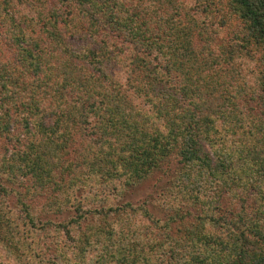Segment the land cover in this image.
Wrapping results in <instances>:
<instances>
[{"label":"trees","instance_id":"1","mask_svg":"<svg viewBox=\"0 0 264 264\" xmlns=\"http://www.w3.org/2000/svg\"><path fill=\"white\" fill-rule=\"evenodd\" d=\"M62 2L79 8L62 16L54 11L41 13L28 26L51 24L39 31L48 47H40L36 56H44L50 65L63 63L57 70L62 69L67 87L61 91L48 84L39 101L37 89L26 108L37 112L44 103L57 107L66 131L70 117L79 131L88 125L92 133L78 162L69 166L74 173L69 167L64 172L62 183H69L71 190L61 183L51 186L43 171L49 169L48 159L41 169L29 163L25 169L43 171L35 177L41 179L40 188H50L48 207L73 214L68 223L56 226L70 241L72 256L81 264H110L112 259L115 264H160L162 255L166 264H264V117L257 125L248 120L251 108H240L254 103L264 106V0ZM59 18L65 20L60 30L59 22L52 21ZM86 23L87 29H81ZM222 32L229 36L221 37ZM83 36L93 40L94 48L73 46L71 39ZM245 59L256 62L251 74L241 70ZM121 67L127 71L124 81L118 76ZM48 149L41 144L38 152L33 151L35 165ZM174 164L181 166L174 182L179 190L173 194L178 204L158 200L169 212L166 221L156 219L146 207L151 201L119 205L106 191L137 190L154 175L167 176ZM89 181L94 184L83 203L78 193ZM99 193L102 196L97 198ZM249 196L261 202L260 216L254 220L242 206ZM203 204L209 206L207 215L188 210ZM230 206L235 207L228 214ZM133 214L154 227L159 256L134 249L142 237L128 230L131 222L126 219ZM214 214L222 215L216 221L219 227L205 235L206 221L212 222ZM193 220L200 223L198 232L187 223ZM172 224L185 227L190 238H184L194 242L186 255L182 247L188 240L175 242L162 232ZM28 227L7 219L1 222L0 245H6L8 252L0 253V260L6 259L0 264L34 257ZM125 236L136 244L128 247ZM143 242L152 247L148 238Z\"/></svg>","mask_w":264,"mask_h":264},{"label":"rangeland","instance_id":"2","mask_svg":"<svg viewBox=\"0 0 264 264\" xmlns=\"http://www.w3.org/2000/svg\"><path fill=\"white\" fill-rule=\"evenodd\" d=\"M75 7L79 8L73 4H63L62 0H0V224L7 219L10 223L14 225L18 224L23 229H27L29 226L30 231H32L30 242L34 256L33 258L31 256H23L22 262L18 261V264H50L55 261L58 264L82 263L80 259L72 256L70 241L63 234V231L56 227L57 224L68 223L72 219L73 214L69 216L67 213H63L66 211L59 210L55 206L48 207L51 202L49 200L51 198L50 188H40L41 179H36L37 175L35 173L41 175L40 172L45 171L47 180L49 179L52 187H55V183H61L64 185V189L71 190L69 183H62L63 178L66 179L64 172L71 164L75 165L78 162V157L84 152V149H82L83 144L85 141L90 140L89 137L92 131L88 125L79 131L78 127L74 125L75 120L69 117V129L67 131L70 135H66V122L62 120V117L60 118L57 107H51L49 104L45 105V103L40 104V107L45 109L46 112H43L41 108H37V112L34 110L31 112V109L26 108V105H31L33 92L37 89L40 90L36 96L37 101H39V99H44V91L46 89H43L46 85L56 84L53 86L56 89H61V91L64 87H67L64 84L62 69L57 70L63 63L57 65L56 63H52L50 65L44 56L42 58L36 56L40 47H42L41 49L48 47V42L44 36L39 35V31L45 27L48 28L51 24L48 25L49 22H40L38 24L34 23L33 26H28L29 20L31 18H36L37 20L41 13H49L50 11L58 12V15L62 16L68 11L74 12ZM56 20L59 22L58 29H63L65 20L59 18L52 21ZM4 22L5 25H3ZM87 27L86 23L80 28L87 29ZM228 36V32H222L221 37L227 38ZM71 40L73 46L78 50H87L89 47L94 48L95 46L93 40L88 36ZM118 41L120 42V40ZM31 53H34V56H29ZM242 62L244 63V69H241L242 72L246 73L247 71L248 74H251L256 66L255 60L245 59ZM37 63H40L42 68L37 67ZM119 70V79L124 81L126 77L125 72L127 73V71L126 69L123 70V67L119 68ZM113 71L117 74L116 66L113 68ZM248 78L251 82L253 81L249 76ZM249 107L252 113L249 112L248 120L251 119L253 123L258 125L260 119L264 117V106L259 107L254 103L249 106L247 105V108H240L246 111L247 109L249 110ZM59 128H63V130ZM53 132L55 134H52ZM56 136H60V138L51 142ZM44 142L47 143L45 144ZM41 144L50 148V152L48 149L45 153L46 155L42 156L40 162L35 165L36 161L31 155L35 153L33 152L34 150L38 152ZM62 146L64 148H61ZM54 148H56L57 152L54 151ZM47 159L49 161V169L40 170L35 173L29 169H25L28 163L33 168L41 169L42 162L44 163ZM20 168L24 169L22 170L25 171L24 176L21 175ZM171 168V173L167 176L154 175L137 190L133 191V189H129L121 192L120 189L118 193L111 189H106V191H110L108 195H110L111 200L115 199L116 204L119 203V205H124L128 201H131L133 205H139L149 200L151 202L146 207L150 212L155 215L156 219L162 222L166 221L169 212L164 211L163 204L162 206L159 205L158 200H165L164 204L166 205L170 202L174 206L178 204L177 201L173 200V194H176L179 190L174 187V182L176 176H178L177 168H181V166L174 164ZM69 169L71 168L69 167ZM74 171L75 168H73L72 173ZM85 180L88 181L87 179ZM92 184H94V181H89V184L85 185L86 189L78 193V197H80V200H83V203L86 202L84 201V197L88 196V189ZM101 196L102 194L99 193L97 198ZM211 196L212 193L205 198L206 201L207 199H211ZM260 203L259 200L257 201L254 197L251 198V196L248 197L246 202L244 200L242 206L245 209L247 208L248 218L254 220L260 216ZM236 206L239 211V203ZM208 207H205V205L192 206L188 210L202 217L207 215ZM234 207H229L228 214H230V209L233 210ZM184 210L186 212V209ZM220 216L222 215L216 214L215 217L214 214L212 222L206 221V228H204L202 233L209 235L211 228H218L219 224L216 221ZM31 220L36 227L31 225ZM126 222H131L128 223L130 225L128 230L136 233L137 237H142L140 245L136 244L135 239L131 240L130 236L123 237V241L127 242L126 244L129 243L128 247L135 243L136 247L134 249H143L145 252H148L150 257H153L154 254L157 256L161 254V250H159L160 248H158L156 242L159 239L158 234H155L154 227L151 226L149 221L142 216L139 218L133 214L132 216H128ZM187 223L193 224L191 228L194 227L195 232L199 231L200 223H198V220L187 221ZM169 226L170 229L162 232L169 233V236L173 237L175 242L181 238L184 241L183 243L188 240L185 246H180L186 255L191 250V244L194 242H190L189 239L184 238V236H187L185 227L176 224ZM151 229L154 231L150 232ZM152 233L156 236L153 237ZM187 237L190 238L189 236ZM146 238L151 241L152 247L149 248L145 245L143 239ZM180 242L182 243V241ZM7 247L9 248V245ZM114 250L115 248H109L108 251L114 252ZM7 252L6 245H0V253L7 255ZM94 255L92 253V256ZM161 257L163 261L164 255ZM161 259L157 261L160 264H166L164 261L161 262ZM0 261L6 262V259L3 258ZM85 264H88V261ZM110 264H115V260L112 259Z\"/></svg>","mask_w":264,"mask_h":264}]
</instances>
